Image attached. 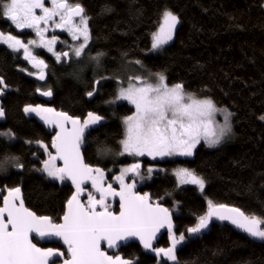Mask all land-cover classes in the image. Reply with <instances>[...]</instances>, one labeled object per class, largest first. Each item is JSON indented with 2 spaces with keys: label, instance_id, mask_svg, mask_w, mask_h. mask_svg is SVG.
<instances>
[{
  "label": "trees",
  "instance_id": "16d2710c",
  "mask_svg": "<svg viewBox=\"0 0 264 264\" xmlns=\"http://www.w3.org/2000/svg\"><path fill=\"white\" fill-rule=\"evenodd\" d=\"M68 3H78L88 19L90 41L84 54L91 75L86 79L74 68V60L68 66L64 62L59 65L40 52L48 78L45 83L37 82L26 75L27 63L0 45V79L4 81L0 85V109L4 111L0 133H11L0 135V190L20 188L28 209L59 223L72 188L41 172V144L52 149L55 133L36 117L26 115L24 109L50 106L83 122L92 113L102 122L91 127L84 138L86 165L115 176L118 165L138 161L145 181L136 191L163 204L173 215L172 234L185 237L176 250L177 264H264V244L222 224H212L202 234L188 232L207 213L209 201L264 221L263 0ZM165 10L176 15L179 23L173 41L161 55H154L150 53L152 37ZM8 27L0 15V33L24 41L30 37ZM97 54H102V59ZM130 69H136L141 80H155L157 74H163L169 87L182 84L185 93L195 99H210L216 107L230 111L233 140L215 150L199 147L190 158L150 161L127 156L119 163L106 159L120 151L123 121L134 112L125 103L110 105L118 86L115 78ZM46 90L53 95L50 104L37 98V91ZM177 169H187L202 179V193L192 186L178 187L173 176ZM169 244V234H164L156 249H166ZM120 254L136 264H169L154 252L143 254L136 244L121 249Z\"/></svg>",
  "mask_w": 264,
  "mask_h": 264
},
{
  "label": "snow or ice",
  "instance_id": "6c2138e0",
  "mask_svg": "<svg viewBox=\"0 0 264 264\" xmlns=\"http://www.w3.org/2000/svg\"><path fill=\"white\" fill-rule=\"evenodd\" d=\"M52 7H45L44 0H0V15L7 18L17 29L32 28L40 37V45L53 51L52 45L56 43V37L45 40L41 23L47 25L53 17L59 16L60 23L55 26L65 28L72 33V38L79 39L83 36V43L74 49V55L80 57L89 40L87 18L83 15L84 9L77 4H70L68 0H51ZM40 9L43 15H36L35 10ZM80 18L83 28L72 26L73 17ZM54 22V21H53ZM179 20L171 11L165 10L162 14V23L159 31L153 36L152 48L157 49L172 39L173 31ZM79 33V35H77ZM0 40L8 44L10 48L18 51L23 48L25 58H36L28 50V46L20 39L12 35L0 33ZM36 44L35 40L28 41ZM68 53H63L68 57ZM102 55V54H101ZM95 59V58H94ZM57 60L60 56L57 55ZM43 65V61H36ZM158 75V83L155 85L144 83L143 86L129 84L127 88H121L119 99L127 100L135 106V113L125 118L126 138L121 141L123 152L129 155L156 156L192 155V149L203 138L209 146H214L230 131L229 117L231 113L227 109H217L212 100H197L191 94L185 93L182 84L169 87L165 83L163 74ZM43 79V74L40 76ZM139 79V78H137ZM4 81L0 79V85ZM2 91V90H0ZM43 95H51L44 92ZM92 96V92H88ZM26 113L53 112L52 109L26 107ZM217 111L224 113L225 124L217 132L213 128L214 114ZM61 119L48 120L55 123L60 129L52 142L57 155L49 153L50 159L44 163V171L53 179H70L76 187V193L68 201V211L63 216V223H53L47 216H37L26 209L23 201L19 206L14 201L20 199L19 188L9 192V199H5L4 207L0 208V264H57L60 258H64L62 264H132L131 261L119 255H107L101 250V242H105L108 248L119 247L118 241L127 240L130 237L138 238L143 246L151 248V241L159 228L167 225L171 231V219L166 208L149 203L147 195H136L132 189L135 183L125 184L124 175L133 173L139 175V164L125 168L116 179L120 183V191L113 189L111 185L103 186V172L99 168H91L84 164L80 154V144L84 128L89 123H97L100 116L88 114V120L80 125L79 120L66 113H55ZM4 116L0 109V117ZM264 119V117H261ZM71 124V130L65 127ZM11 135V133H0ZM41 147H45L41 144ZM123 154V153H121ZM61 159L64 166L56 167L55 161ZM149 172L152 170L149 169ZM181 183H192L204 187V181L187 169H179L176 172ZM91 181L99 199L89 193L87 204L80 200L84 189L82 185ZM110 197H119V213L109 210ZM101 211H97V209ZM208 212L199 217V223L189 228L188 232L195 234L208 227L212 217L220 220H229L238 228L247 232L250 236L264 240V229L260 227L264 221L260 218L247 216L236 208H227L225 205H214L208 202ZM5 214L7 219H5ZM11 226V230H9ZM30 233H36L43 238L48 236L59 237L67 245V253L54 249H41L29 239ZM179 237V241L184 240ZM172 247L168 249H156V254H163L169 260H176L175 248L179 242L175 235L172 236Z\"/></svg>",
  "mask_w": 264,
  "mask_h": 264
},
{
  "label": "rangeland",
  "instance_id": "374dc122",
  "mask_svg": "<svg viewBox=\"0 0 264 264\" xmlns=\"http://www.w3.org/2000/svg\"><path fill=\"white\" fill-rule=\"evenodd\" d=\"M264 2V0H263ZM44 3H45V7H48V8H51L52 7V4H51V0H44ZM42 13V14H41ZM36 15H43V12L41 10H39V13L36 12ZM52 21V22H51ZM54 21V22H53ZM60 23V18L59 16H55L53 17V20H50L48 22L47 25L41 23L40 27L42 29H46V31H44L43 35H44V38L45 40H50L52 39L53 37H56V42H58V39L60 38L59 37V34H64L66 33L67 35H69V39L70 40H65L64 38L62 39V41H64L67 45H69L71 48L69 49V53H70V62L72 60H74L75 62V69L78 73H81L82 77H84V79H86V77L90 74L91 75V72L89 70V63H88V60L86 58V54H84V50L86 49V47L88 46L89 44V41H90V35H89V40H88V43H87V46L84 48L82 54L80 57H76L74 55V49L79 47L82 43H83V36H80L79 39H73L72 38V33L68 30V26H65V28L61 29V28H58L56 27L55 25ZM162 23V16H161V19H160V23H159V26L157 28V30L155 31V33L153 34V36L159 31V27H160V24ZM14 25V24H13ZM77 27L73 26L74 28H83V25L80 24V20L77 22L76 24ZM178 24L176 25L174 31H173V34H172V39L169 40L167 43L161 45L159 48L157 49H153L152 48V44H153V37H152V43H151V47H150V53L151 54H154V55H161L163 52H164V48L170 44L173 39H174V34H175V31H176V28H177ZM87 27H88V19H87ZM12 28L19 32V35H25L27 33H31V37L30 38H27L26 41L23 40V38L21 37H17L18 39H20L23 43H25L27 46H28V50L31 52L32 56H34L36 59L35 60H32L31 58H25V52H24V49L21 48L19 49L18 51L20 52V55L22 57V59L24 61L27 62V71L34 77H36L37 79H40V76L41 74H45L46 70H47V67L46 65L43 63V65H40V64H37L36 61H39V60H42V58L39 56V53L40 52H44L50 56H52L55 61H61L62 60V57H61V60H57V55H56V52L52 51V52H49L47 47H42V46H39L40 45V37L36 35V32L34 29L32 28H25V29H17L14 26H12ZM89 32V30H88ZM3 35H9V34H3ZM77 35H79V33H77ZM31 40H35L37 43L36 44H29L28 41H31ZM0 45L1 46H5L6 48H8L10 51L16 53L17 51L16 50H13L12 48H10L8 46V44L4 43L2 40H0ZM52 48L54 50V45H52ZM97 56L100 57V59H102V56L97 54ZM43 61V60H42ZM58 63V62H57ZM62 64V61L59 63V65ZM117 77V75L115 76ZM139 78V79H137ZM155 80H141L140 78V74L137 73L136 69H130V70H126L125 73H123V76L121 77H117L115 78V81L117 82L118 86H117V90H116V94H115V97L112 99V101L110 102V105L111 106H117L118 104H121V103H125L127 105H129L131 108H133V114L135 113V106L131 103H129V101L127 100H123V99H119V92H120V89L121 88H127L129 86V84H135L137 85L138 87L139 86H143L144 83H148V84H153L155 85L156 83H158V76H156L155 78H153ZM34 108H41L43 109V107L41 106H38V107H34ZM217 109H223V108H218L216 107ZM228 111V110H227ZM25 112V111H24ZM229 113H231L230 111H228ZM26 115H29V116H34V117H37L39 116L40 114H37L36 112H28L26 113ZM131 115V116H132ZM88 120V118L86 119ZM125 120V119H124ZM102 122V119L97 122V123H89L90 127H95L97 125H99L100 123ZM123 124H124V121H123ZM225 124V119H224V113L221 112V111H217L215 114H214V119H213V128L216 129V131L218 132L219 131V128L222 127L223 125ZM229 124H230V131H228L221 139H220V142L214 146H209V144L203 139L201 138L200 142L195 146V148L192 149V155L190 156H185V155H170V156H156L155 158H153L152 156H149L147 154L145 155H142V156H138V155H129L128 153H124L123 152V146L122 144L120 143V151L118 153H110L112 156L106 158L108 159L109 161L111 162H120L123 158L129 156V157H134L135 159L139 160V159H147V160H150V161H165V160H170V159H180V158H190L194 155L196 149H198L199 147H203L205 148L206 150H215V149H218L220 148L221 146H223L224 144L230 142L233 140V127H232V113L229 117ZM126 138V125L124 124V135H123V139L124 140ZM47 149V147H46ZM41 153H43V157H44V161H42L41 163V172L45 175L46 178H48L49 180H53V181H57L59 184L61 183H66L65 179L64 180H59V179H53L51 177H49L47 175V173L44 171V163L46 161H48L50 159L49 157V153H51L53 156H54V152H53V149H47L45 150V147H42L41 150H40ZM123 153V154H121ZM105 155H108V154H105ZM134 164H139L138 161L137 162H133L132 164L130 165H118V174H116L114 178V181L112 183H115L116 184V189L118 191H120V183L117 181L116 177L117 176H120L121 173L123 172V170L125 168H130L132 165ZM55 165L56 167L60 168L59 164L57 163V161H55ZM140 165V164H139ZM95 169V168H93ZM179 170V169H177ZM177 170L173 171V176L175 177V180H176V183H177V186L178 187H181V186H192L194 188L197 189V191L199 193H202L203 189L200 188L199 185L197 184H192V183H181L180 182V179L177 177L176 175V172ZM138 173L139 175H136V174H133V173H126L124 175V183L125 184H132V183H135V187L137 186H140L142 184H144V177H142L140 175V167L138 169ZM103 184H105V178L103 176ZM135 187L132 189V191L134 192L135 191ZM204 188V187H203ZM6 190H0V202L2 200V196H3V193H5ZM89 193H91V191H89L87 193V196L86 198H88V195ZM135 193H139V192H135ZM92 195H94L93 193H91ZM112 202L113 200L112 199H109V203H110V207L112 205ZM172 236L173 234H170L169 235V247H172ZM177 240L179 241V237H176ZM184 240L182 241H179L176 245V248H175V254H176V250L179 246H181L183 244ZM47 245V244H45ZM166 248V249H168ZM154 253L156 254V251H154ZM157 255V254H156ZM158 256V255H157ZM176 256V255H175ZM159 260H164L166 262H168L169 264H177V260L173 261V260H169L166 256H164L163 254L159 255L158 256Z\"/></svg>",
  "mask_w": 264,
  "mask_h": 264
},
{
  "label": "water",
  "instance_id": "95a60500",
  "mask_svg": "<svg viewBox=\"0 0 264 264\" xmlns=\"http://www.w3.org/2000/svg\"><path fill=\"white\" fill-rule=\"evenodd\" d=\"M78 18H79V17H77V16H74V17H73V19H78ZM46 92H49V91H46ZM50 92H51V91H50ZM42 93H44V92H42V91H37V98H38L39 100L43 101V102L46 103V104H50V103L52 102V100H53L52 92H51V95H50V96H49V95H43ZM43 109H52L53 112H42V113H41L39 116H37L36 118H37V120H38V121H39L44 127H47V128H49V129H51V130L54 131V133H55L54 138H53V140H54L56 134L60 132V129L56 126L55 123H48V122H46L45 119H42V116H43V117H46L48 120L56 121V120H59V119H61V118L58 117V116H56L55 113H65V112L55 110L54 108H52V107H50V106H46V107H44ZM66 114H67V113H66ZM67 115H69V114H67ZM69 116H70V115H69ZM71 117H72V116H71ZM72 118L79 120L80 125H83V124H84V122H83L80 118H77V117H72ZM65 127H66L68 130H71V127H72V126H71L70 123H66V124H65ZM90 130H91V127H90V125L88 124L87 127L84 128L83 136H82V142H81V144H80V154H81V156H82V158H83V162H84V164H86V163H85L84 156H83V152H82L83 141H84V138L87 136V134L89 133ZM52 149H53V152H54V156L57 155V153H56V149H55L54 147H52ZM56 161H57V163L59 164L60 168L64 166V162H63V160H61V159H57ZM65 181H66V184H68V185L71 186V188H72V194L70 195L69 199H68L67 202L65 203L63 216H64V214L68 211V201H69V200L71 199V197L76 193V187H75V185L72 183V181H71L70 179H65ZM82 187H83V189H84V192H83V194L80 196V200H81L82 203L87 204V203H85V201H84V196H85L86 191H87V189H88L89 187L93 188V187H92V184H91V181H88V182L84 183V184L82 185ZM13 189H14V188H13ZM19 189H20V188H19ZM10 190H12V189H7V190L5 191V193H4L3 197H2V200H1V202H0V208H3V207H4V201H5V199H9V192H10ZM93 190L95 191L94 188H93ZM134 193H135V192H134ZM97 194H99V193H97ZM135 194H136V195H140V196H144V195H142V194H140V193H135ZM19 197H20V199L15 200L14 203H15L17 206H19L20 200H22V201H23V205H24V207H25L26 209H28V208L26 207V205H25V202H24V199H23V193H22L21 189H20ZM112 198H115V197H110L109 199H112ZM115 199H116V201H117V210H118V211H117L116 213H115L114 211H111V212H113V213H115V214H118V213H119V197H118V198H115ZM149 203H151L154 207L158 205V206L161 207V208H166L163 204L154 203V202H152L150 199H149ZM225 206H226L227 208H235V207L228 206V205H225ZM166 209H167V208H166ZM236 209H238V208H236ZM28 210L31 211L30 209H28ZM167 210H168V209H167ZM208 210H209V209H208ZM208 210H207V212H208ZM97 211H101V209L98 208ZM31 212H33V211H31ZM168 212H169V215H170L171 225H172V227H171V231H169V228L167 227V225H165L164 227L159 228V230L156 231V233H155V237H154L153 240L151 241V244H152V247H151V248H147V249H146V248L143 246V244L141 243V241H140L138 238H136V237H130V238H128L127 240L118 241L119 247H116V248H108V247H107V244H106L105 242H101V250L104 251L107 255H112V256L119 255V256H121L122 258H124V256H123L122 254H119V251H120L122 248H125L126 246H128V245H130V244H136V245H138V246L140 247V250H141V252H142L143 254H145V255H151V254H153L154 249L156 248L157 243L160 241V239L162 238V236H163L164 234H170V233H172V232L175 230V224H174V221H173V215H172V213H171L169 210H168ZM33 213H34V212H33ZM34 214H35V213H34ZM35 215H36V214H35ZM63 216H62L61 219H60V222H59L60 224H62V223L64 222V221H63ZM41 217H43V216H41ZM5 219H7L6 214H5ZM212 224H222V225H224V226H226V227L232 229L234 232H236V233H238V234H242V235H244V236L247 237L249 240H251V241H253V242H255V243H258V244H264V240H261V239H258V238H255V237H252V236H250L247 232L243 231L241 228H238L235 224L231 223L229 220H220V219H217L215 216L211 218V220L209 221L208 227H207L206 229H202L199 233H195V234H192V233H191V234H192V235H196V234H202V233H205L206 231L209 230V228H210V226H211ZM260 227H261L262 229H264L263 224H261ZM9 230H11V226H9ZM29 239L31 240V242H32L33 244L36 245V247L41 248V249H45V250H46V249H49V248H43V247H42L43 245H45V244H57V243H58V244L61 245V247H62L63 249H54V250H60V251H63V252H65V253H67V245H65L64 242H63V240H62L61 238H59V237L48 236V237H43V238H41V237L37 236L36 233H30V234H29ZM51 249H53V248H51ZM63 259H64L63 257L60 258V260L58 261V264H62ZM124 259H125V258H124ZM129 261H130V260H129ZM131 262H132V264H136V263H137V261H131Z\"/></svg>",
  "mask_w": 264,
  "mask_h": 264
},
{
  "label": "flooded vegetation",
  "instance_id": "af4514ba",
  "mask_svg": "<svg viewBox=\"0 0 264 264\" xmlns=\"http://www.w3.org/2000/svg\"><path fill=\"white\" fill-rule=\"evenodd\" d=\"M39 10L40 9H36L35 10V12H39ZM60 18V17H59ZM80 20V18H78V19H73L72 20V26H75V27H77L76 26V24H77V22ZM52 22V21H51ZM3 23L4 24H7L9 27H8V29L12 32H16V33H19V32H17V31H15L13 28H12V26H14L13 24H12V22L10 21V20H8L7 18H5V17H3ZM30 34V37H31V33H29ZM12 36H14V35H12ZM15 37H18V36H15ZM30 37H28V38H30ZM59 39H58V42H56L55 44H54V52H56V55H59L60 56V60H61V57H62V62H64V64L66 65V66H68V65H70V59H71V57H70V53H69V49L71 48L69 45H67L64 41H62V39L64 38L65 40H70L69 39V35H67L66 33H64V34H59ZM63 37V38H62ZM65 52H67L69 55H68V57H64L63 56V53H65ZM14 53V52H13ZM16 56H20L21 57V55H20V52L19 51H17L16 53H14ZM48 55V54H47ZM50 56V55H49ZM52 57V56H51ZM21 59H22V57H21ZM61 61H57L58 62V64L61 62ZM26 62V61H25ZM27 63V62H26ZM45 64V63H44ZM47 67V66H46ZM25 73H26V75L29 77V78H31V79H34V80H36L37 82H40V83H45V81L47 80V78H48V72H47V70H46V72H45V74H44V76H43V79L42 80H40V79H37L36 77H34L33 78V76L28 72V71H25ZM39 90V89H38ZM47 91V90H46ZM46 91H43V92H46ZM93 94H94V92H93ZM102 172H103V176H104V178H105V184H103V186L106 188L108 185H111L112 187H113V189H115L116 191H118L117 189H116V184L115 183H112L113 181H114V178L113 177H115L116 176V174H115V176H110V171H103V170H101ZM118 172H119V170H118ZM118 172H117V174H118ZM140 175H141V171H140ZM142 176V175H141ZM143 177V176H142ZM141 186V185H140ZM140 186H137V187H135V191L134 192H137L136 191V188H138V187H140ZM89 191H91V193H93L96 197H97V199H99V194H97L94 190H93V188H91V187H89L88 189H87V191H86V194H85V196H84V201H85V203H87V198H86V196H87V193L89 192ZM3 197V196H2ZM115 198H118V197H115ZM115 198H112V200H113V202H112V205H111V207L109 208V210L110 211H114L115 213L118 211L117 210V201H116V199ZM170 234H172V233H170ZM169 234V235H170ZM45 246V247H44ZM43 248H53V249H63L62 247H61V245L60 244H47V245H43L42 246ZM127 247V246H126ZM139 247V246H138ZM140 248V247H139ZM123 249V248H122ZM156 250V248L154 249V251ZM121 251V250H120ZM120 251H119V254H120ZM57 264H58V262H57Z\"/></svg>",
  "mask_w": 264,
  "mask_h": 264
},
{
  "label": "bare ground",
  "instance_id": "6f19581e",
  "mask_svg": "<svg viewBox=\"0 0 264 264\" xmlns=\"http://www.w3.org/2000/svg\"><path fill=\"white\" fill-rule=\"evenodd\" d=\"M121 252V251H120Z\"/></svg>",
  "mask_w": 264,
  "mask_h": 264
}]
</instances>
